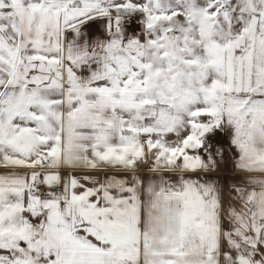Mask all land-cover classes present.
Wrapping results in <instances>:
<instances>
[{"label": "snow or ice", "instance_id": "1", "mask_svg": "<svg viewBox=\"0 0 264 264\" xmlns=\"http://www.w3.org/2000/svg\"><path fill=\"white\" fill-rule=\"evenodd\" d=\"M0 264H264V0H0Z\"/></svg>", "mask_w": 264, "mask_h": 264}]
</instances>
